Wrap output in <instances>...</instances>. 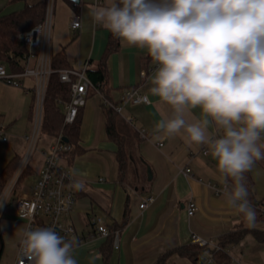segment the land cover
<instances>
[{
  "label": "crops",
  "instance_id": "obj_1",
  "mask_svg": "<svg viewBox=\"0 0 264 264\" xmlns=\"http://www.w3.org/2000/svg\"><path fill=\"white\" fill-rule=\"evenodd\" d=\"M39 1L42 0H0V15L18 11L25 3ZM112 2L102 0L95 5L94 0H55L53 20L56 17L58 25L54 41L50 42L52 55L63 52L69 65L88 60L89 69H94L105 51L109 31L93 22L89 10ZM75 15L80 17L81 27L74 33L70 23ZM24 64L32 67L35 60L31 58ZM156 67L146 49L121 39L118 49L106 59L110 101L119 109L117 128L130 141L129 158L133 167L126 183L118 180L117 145L107 136L100 94L90 89L79 111L75 150L70 155H62L59 164L85 187L76 190L72 210L61 221L70 224L80 236H86L94 230L91 219L99 217L108 228L119 227V239L117 248L101 237L79 242L73 257L77 264H156L163 255L171 253L169 264H209L208 253L194 261L180 256L176 250L189 247L193 234L218 245L223 237L243 231L239 240L225 247L230 258L228 264H264V241L257 236L264 234V222L250 226L230 206L224 194V177L208 146L189 143L180 134L166 136L155 131L161 119L172 115L170 106L149 92ZM127 91L146 95L148 103L131 104L123 100ZM33 119V78L22 77L19 87L0 82V125L7 136L6 141L0 137V171L13 158H19L20 163L28 148L24 136L32 133ZM186 119L189 122L202 119L200 109H192ZM40 133L47 141L31 153L14 197L29 195L35 183L22 194L19 188L23 177L35 175V181L38 178L43 152L51 141V136ZM208 133L219 136L222 130L210 123ZM261 142L264 143V134ZM187 168L190 172L185 174ZM147 169L151 172L150 179ZM248 174L260 211L264 209V160L257 161ZM147 197L152 201L140 208ZM189 200L197 208L192 216L186 212ZM40 227L43 226L35 228ZM25 228L26 222L14 216L10 202L0 217L3 242L0 264H14Z\"/></svg>",
  "mask_w": 264,
  "mask_h": 264
},
{
  "label": "clouds",
  "instance_id": "obj_2",
  "mask_svg": "<svg viewBox=\"0 0 264 264\" xmlns=\"http://www.w3.org/2000/svg\"><path fill=\"white\" fill-rule=\"evenodd\" d=\"M89 14L114 37L147 50L157 65L149 92L172 110L155 131L207 145L228 203L255 226L245 174L264 160V0H113ZM196 108L202 119L189 122ZM210 123L222 135L210 136ZM20 244L21 264H77V241L51 227L25 229Z\"/></svg>",
  "mask_w": 264,
  "mask_h": 264
},
{
  "label": "built area",
  "instance_id": "obj_3",
  "mask_svg": "<svg viewBox=\"0 0 264 264\" xmlns=\"http://www.w3.org/2000/svg\"><path fill=\"white\" fill-rule=\"evenodd\" d=\"M101 1L94 0L95 5ZM53 6L54 0H45L43 21L19 35V39L22 40L27 48L26 60L33 58L35 64L32 67L25 66L20 72H12L4 63L0 62V82L19 87L22 77H32L34 80L33 130L31 134L24 136L28 144L27 151L0 195V217L3 214L5 206L12 202L14 216L26 222L25 229H34L39 225L45 228L51 227L60 236L64 237L65 240H75L78 242L88 241L96 237L107 238L109 235H112V244L117 248L119 231L114 230L111 232L99 217H93L91 219L94 230L86 236H80L70 224H65L61 221L70 214L75 202L76 192V189L72 186L74 182L72 175L59 164L60 157L72 149L69 142L65 140L63 131L50 137V144L43 152L44 159L42 168L39 171L37 180L31 186L29 195L14 197L15 188L28 166L30 155L36 145L38 134L41 131L43 103L50 76L56 73L59 81L70 87L69 100H58V104L63 110V125H71L75 122L79 109L84 105L90 89L100 94L97 86L87 76V70L89 68L88 60H77L74 65H70L69 67L60 69L52 68L50 31ZM39 25L42 26L40 31L38 30ZM70 27L74 33L81 27V21L78 15L74 16ZM122 99L129 101L131 104L148 103L147 96L137 94L136 91L125 92ZM102 100L115 111H119L111 102ZM0 137L3 141L7 140L3 125H0ZM189 172L190 169L188 168L184 170L185 174ZM151 201L152 198L147 197L141 202L139 207L144 208ZM196 209L194 201L189 200L186 205L187 215H194ZM260 212L262 218H264V209H261ZM20 242L14 264H21V260L23 259L20 254ZM191 242L201 247L219 249L218 245H212L207 239L195 234L191 235ZM207 263H213L211 255H209Z\"/></svg>",
  "mask_w": 264,
  "mask_h": 264
},
{
  "label": "trees",
  "instance_id": "obj_4",
  "mask_svg": "<svg viewBox=\"0 0 264 264\" xmlns=\"http://www.w3.org/2000/svg\"><path fill=\"white\" fill-rule=\"evenodd\" d=\"M118 2V0H117ZM45 12V0L27 4L25 3L23 8L10 12L8 14L0 15V62L5 63L10 71L20 72L25 67L27 48L19 39V35L41 23L44 18ZM119 47V38H116L109 31L108 42L105 51L97 63L94 69L87 70V76L94 85L97 86L102 99L111 102L109 96V84L108 74L106 69V59L112 52L116 51ZM70 65L66 62L64 53L59 52L52 55V68L60 69L69 67ZM70 98V87L59 81L56 73L52 74L49 79L42 113V124L41 131L49 136H55L60 131H63L64 138L68 140L71 145V151L64 153V155H70L75 150L77 144L79 121L78 115L75 122L71 125H63V111L58 100H69ZM81 109V108H80ZM79 109V111H80ZM103 113L105 115V129L108 138L117 145V151L115 158L118 164V180L120 183H126L131 168L133 167L132 162L129 158V144L130 141L127 136L119 132L117 128L118 114L108 104L102 105ZM19 164V158L11 159L3 170L0 171V194L5 188L9 178L15 172ZM23 176V175H22ZM246 186L249 191V200L252 206L255 208L257 213L256 222H264V218L261 216V212L257 208V204L254 201V196L251 188V178L248 173L245 174ZM126 216V214H125ZM242 220L245 222L243 214L240 213ZM92 224V223H91ZM93 225V224H92ZM111 232L118 230L119 227L109 228ZM243 231L237 233H231L222 238L221 242L218 243L219 249L211 247H201L196 244H191L189 247H183L177 249L176 252L183 257H188L194 261L201 259L205 253L211 255L213 259L212 264H228L230 261L229 255L226 253L225 247L228 243L236 242L243 235ZM262 241H264V234L257 235ZM113 237L109 235L107 241L112 244ZM228 241V242H227ZM79 242L77 241V244ZM3 249V242L0 237V256ZM171 253L163 255L156 264H169L168 258Z\"/></svg>",
  "mask_w": 264,
  "mask_h": 264
},
{
  "label": "rangeland",
  "instance_id": "obj_5",
  "mask_svg": "<svg viewBox=\"0 0 264 264\" xmlns=\"http://www.w3.org/2000/svg\"><path fill=\"white\" fill-rule=\"evenodd\" d=\"M54 9H55V5L53 6V12H54ZM60 19L62 20V17ZM51 25L52 26H51V31H50V42H51V40L54 41V38H55V35H56V28H57L56 26L58 25L56 17L54 18V20H53V17H52V19H51ZM50 46H51V43H50ZM38 138H39L38 139V145H37L36 148L34 147V149L32 151L33 153L40 146H42L41 145L42 142L47 141V138L43 134H41V133L38 134ZM35 178H36L35 175H29L28 178L23 177V179L20 181V188H19V190H20V192L22 194H26L29 191V187L35 182Z\"/></svg>",
  "mask_w": 264,
  "mask_h": 264
},
{
  "label": "water",
  "instance_id": "obj_6",
  "mask_svg": "<svg viewBox=\"0 0 264 264\" xmlns=\"http://www.w3.org/2000/svg\"><path fill=\"white\" fill-rule=\"evenodd\" d=\"M147 176H148V179H150V178H151V172H150V170H149V169H147Z\"/></svg>",
  "mask_w": 264,
  "mask_h": 264
}]
</instances>
